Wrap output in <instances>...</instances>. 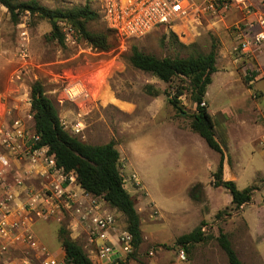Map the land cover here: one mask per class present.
Returning a JSON list of instances; mask_svg holds the SVG:
<instances>
[{
    "label": "rangeland",
    "instance_id": "obj_1",
    "mask_svg": "<svg viewBox=\"0 0 264 264\" xmlns=\"http://www.w3.org/2000/svg\"><path fill=\"white\" fill-rule=\"evenodd\" d=\"M36 1L50 9L86 4L96 10L92 0ZM206 3L192 0L178 21L138 38L122 39L110 31L113 45L107 51L92 48L66 21L58 23L61 31L70 26L73 32L61 45L50 38L47 20L23 13L13 21L0 3V156L8 160L7 165L0 162V198L7 191L12 206L20 208L29 194L52 191L59 178L54 172L43 176L19 151L35 136L30 87L39 80L65 130L90 144L114 141L119 171L140 218L137 257L143 264H229L215 239L219 230L227 234L244 264H264V48L241 51L235 29L247 21L259 28L264 0H248V11L245 3L242 9L233 3L213 12ZM230 9L240 12V20L225 17ZM85 26L92 32L109 29L100 16ZM212 45L216 71L206 87L205 106L223 145V164L237 187L254 186L250 200L238 208L226 189L212 184L219 154L190 128L196 110L188 80L174 77L164 82L128 60L132 46L158 58H174L207 53ZM147 84L158 95L148 94ZM177 89L182 94L174 109L168 100ZM16 178L22 183L16 185ZM196 183L201 187L191 198ZM105 205L115 211V232L127 230L125 216L106 201ZM201 222L207 239L184 250L185 259H179L182 246L175 245V239ZM60 226L87 254L84 234L73 235L67 215L58 221L32 222L35 235L58 257ZM125 255L123 262L128 264ZM13 257L5 255L0 264H11ZM39 259L32 255L30 264H41ZM58 260L69 264L65 258Z\"/></svg>",
    "mask_w": 264,
    "mask_h": 264
},
{
    "label": "trees",
    "instance_id": "obj_2",
    "mask_svg": "<svg viewBox=\"0 0 264 264\" xmlns=\"http://www.w3.org/2000/svg\"><path fill=\"white\" fill-rule=\"evenodd\" d=\"M0 3L7 8L13 21H17L23 13L47 20L51 26L50 38L61 45L64 44V34L58 25L60 21L69 23L80 38L97 51H107L113 45L110 34L112 30L92 32L86 28L87 21L99 16L98 12L89 5L50 9L40 5L36 0H0ZM171 35L174 36L172 33ZM174 37L176 39V36ZM128 60L133 67L148 72L164 82H169L174 77L188 80L190 100L195 104L196 110L192 115L190 128L205 141L209 148L219 154L217 167L212 173V184L226 189L231 197V203L236 208L248 202L254 186L239 189L233 180L223 179V145L215 137L214 123L205 106L206 87L211 82L212 73L216 71L215 46L212 45L207 53L196 52L185 57L174 58H158L132 46ZM144 89L148 94L158 95L157 90L150 84L145 85ZM181 94L182 90L177 89L168 100L174 109L179 108ZM30 111L34 121L35 135L38 137L34 141V147L46 146L49 153L53 155L57 167L64 173H75L77 182L83 190L103 198L109 206L125 216L126 229L132 236V251L127 255V259L131 258L143 264L137 257V250L142 241L140 218L133 198L124 187L123 176L118 168L119 152L115 148L114 141L90 144L79 140L65 130L55 106L44 94L43 85L39 80H35L30 87ZM200 187V183L192 186L191 198H196L194 191L199 190ZM202 224L203 222L190 232L179 235L174 241L175 245L182 246L188 252L193 244L205 241L208 236L206 237L202 231ZM58 238L67 263L95 264L84 252L82 246L70 238L65 226L58 228ZM215 239L224 251L229 264H244L238 258L226 233L219 230ZM112 264H124V262L115 259Z\"/></svg>",
    "mask_w": 264,
    "mask_h": 264
},
{
    "label": "built area",
    "instance_id": "obj_3",
    "mask_svg": "<svg viewBox=\"0 0 264 264\" xmlns=\"http://www.w3.org/2000/svg\"><path fill=\"white\" fill-rule=\"evenodd\" d=\"M92 1L106 26L120 38L128 39L141 37L163 25L170 26L185 14L192 0ZM233 3L241 9V5L245 3L244 9L248 11V0H207L206 4L216 12L230 8ZM259 22L258 29H254L255 24L251 21H247L243 26L236 24L241 51L246 52L252 47L264 48V11L259 16ZM64 31V36L68 37L73 32L70 26H65ZM22 53H25L24 49ZM37 138L35 135L29 146L23 145L19 151L31 158L33 164L38 165L43 176L52 177L51 172H54L59 174V178L52 191L29 194L20 208L12 206L13 197L10 193H3L0 198V260L13 253L11 264H30L32 255L40 258L41 264H58L57 255L51 253L33 232L32 222L36 219L58 221L67 215L70 229L84 234L87 242L85 249L90 257L104 258L109 264L115 259L124 261L123 254L127 255L132 251V236L127 230L115 232V211L105 205L103 198L83 190L75 173H64L57 167L46 146L35 148L34 141ZM0 162L8 164L7 158L2 156ZM129 178L138 181L135 174H131ZM20 180L15 179L16 185H19ZM125 181L123 177V182ZM184 255V249L181 247L178 250V258L183 260Z\"/></svg>",
    "mask_w": 264,
    "mask_h": 264
},
{
    "label": "crops",
    "instance_id": "obj_4",
    "mask_svg": "<svg viewBox=\"0 0 264 264\" xmlns=\"http://www.w3.org/2000/svg\"><path fill=\"white\" fill-rule=\"evenodd\" d=\"M239 11L236 10V9H230L229 12L226 13L225 17L228 18V20H236L237 18L241 17L239 15ZM261 14H263V11H261ZM240 20V18L238 19ZM254 29H258V26L257 24L254 25ZM222 175H223V179L225 180H233L236 184V179L234 178V176L230 173V169L228 167V165H225L223 164V170H222ZM124 187H125V184H124ZM126 189V188H125ZM127 190V189H126ZM128 191V190H127ZM76 231H73V235L76 234ZM84 248H85V245H84ZM87 252V251H86ZM88 255V254H87ZM89 256V255H88ZM57 258H61V259H64V251L62 249V255L60 257L57 256ZM89 258L93 261V262H97L98 264H109L108 261L104 258H101V257H90ZM128 264H137L135 260H132V259H128Z\"/></svg>",
    "mask_w": 264,
    "mask_h": 264
},
{
    "label": "bare ground",
    "instance_id": "obj_5",
    "mask_svg": "<svg viewBox=\"0 0 264 264\" xmlns=\"http://www.w3.org/2000/svg\"><path fill=\"white\" fill-rule=\"evenodd\" d=\"M175 30H177V28L175 27ZM178 31V30H177ZM75 88V87H74ZM76 89H74L73 91H75Z\"/></svg>",
    "mask_w": 264,
    "mask_h": 264
},
{
    "label": "water",
    "instance_id": "obj_6",
    "mask_svg": "<svg viewBox=\"0 0 264 264\" xmlns=\"http://www.w3.org/2000/svg\"><path fill=\"white\" fill-rule=\"evenodd\" d=\"M184 113V112H183Z\"/></svg>",
    "mask_w": 264,
    "mask_h": 264
}]
</instances>
